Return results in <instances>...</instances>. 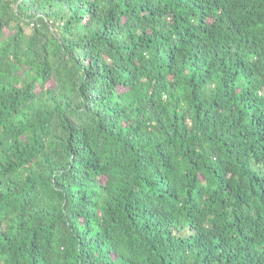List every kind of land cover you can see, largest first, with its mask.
Listing matches in <instances>:
<instances>
[{"label": "trees", "instance_id": "obj_1", "mask_svg": "<svg viewBox=\"0 0 264 264\" xmlns=\"http://www.w3.org/2000/svg\"><path fill=\"white\" fill-rule=\"evenodd\" d=\"M0 264H264V0H0Z\"/></svg>", "mask_w": 264, "mask_h": 264}]
</instances>
